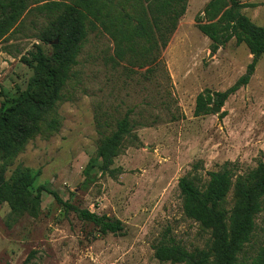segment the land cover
<instances>
[{
    "label": "rangeland",
    "instance_id": "obj_1",
    "mask_svg": "<svg viewBox=\"0 0 264 264\" xmlns=\"http://www.w3.org/2000/svg\"><path fill=\"white\" fill-rule=\"evenodd\" d=\"M208 1L188 0L151 71L115 66L110 38L90 30L57 108L59 131L31 140L6 172L9 177L16 166L30 168L37 174L35 188L44 186L79 210L121 221L122 234L100 235L43 192L39 216H24L11 227L9 208L0 204V264H22L28 256L30 264H172L154 258L160 241L172 239L188 251L204 248L208 233L184 215L178 180L195 165L207 179L225 163L237 174L264 163V56L249 83L218 113L194 116L199 94L224 92L252 60L234 39L211 52V41L196 26ZM240 1L246 6L242 13L264 27V0ZM45 24L28 12L0 41V104L14 85L25 87L31 72L20 59L40 43L36 36ZM129 109L137 140L114 160L120 173L112 179L94 170L93 182L84 185L83 169L99 138L95 115L121 118Z\"/></svg>",
    "mask_w": 264,
    "mask_h": 264
},
{
    "label": "trees",
    "instance_id": "obj_2",
    "mask_svg": "<svg viewBox=\"0 0 264 264\" xmlns=\"http://www.w3.org/2000/svg\"><path fill=\"white\" fill-rule=\"evenodd\" d=\"M188 0H0V41L21 26L24 15L34 11L46 19L36 36L40 42L20 61L31 76L24 88L14 85L0 104V204L9 213L7 227L22 217L37 218L41 195L51 194L67 211L92 223L102 236L122 234L121 221L89 210H79L63 202L57 193L44 186L34 187L37 174L30 168L16 166L6 172L26 145L36 137L48 139L61 126L57 113L63 91L74 75L77 58L90 30H100L114 45L109 57L115 66L151 71L159 53L168 45ZM240 0H209L198 16V30L211 41V52L232 39L244 44L252 56L246 72L224 92L205 91L197 96L194 116L207 115L212 106L225 101L245 87L254 73L258 59L264 56V27L242 13ZM57 40L56 44H51ZM42 43V44H41ZM47 47V48H45ZM129 109L121 118L96 114L94 124L99 136L96 150L83 169L84 185L95 178L94 170L115 179L120 170L113 167L121 151L137 140ZM129 139V141H127ZM195 165L178 180L184 215L208 233L204 248L188 251L172 239L154 247V258L172 264H264V163L237 174L231 164L208 172L207 179ZM258 218V224L256 219ZM28 256L22 264H30Z\"/></svg>",
    "mask_w": 264,
    "mask_h": 264
},
{
    "label": "water",
    "instance_id": "obj_3",
    "mask_svg": "<svg viewBox=\"0 0 264 264\" xmlns=\"http://www.w3.org/2000/svg\"><path fill=\"white\" fill-rule=\"evenodd\" d=\"M57 43V40H55L53 43H51V44H56ZM220 107H218V106H212V111L213 112H216V113H218L219 111H220Z\"/></svg>",
    "mask_w": 264,
    "mask_h": 264
}]
</instances>
